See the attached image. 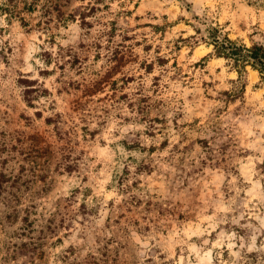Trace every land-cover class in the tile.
<instances>
[{
    "label": "clouds",
    "instance_id": "1",
    "mask_svg": "<svg viewBox=\"0 0 264 264\" xmlns=\"http://www.w3.org/2000/svg\"><path fill=\"white\" fill-rule=\"evenodd\" d=\"M256 48L264 0H0V264H264Z\"/></svg>",
    "mask_w": 264,
    "mask_h": 264
},
{
    "label": "trees",
    "instance_id": "2",
    "mask_svg": "<svg viewBox=\"0 0 264 264\" xmlns=\"http://www.w3.org/2000/svg\"><path fill=\"white\" fill-rule=\"evenodd\" d=\"M254 59L261 67H264V49L256 48L254 52ZM264 76V73H261Z\"/></svg>",
    "mask_w": 264,
    "mask_h": 264
},
{
    "label": "rangeland",
    "instance_id": "3",
    "mask_svg": "<svg viewBox=\"0 0 264 264\" xmlns=\"http://www.w3.org/2000/svg\"><path fill=\"white\" fill-rule=\"evenodd\" d=\"M40 131L43 133V127H41ZM46 134V133H45Z\"/></svg>",
    "mask_w": 264,
    "mask_h": 264
}]
</instances>
